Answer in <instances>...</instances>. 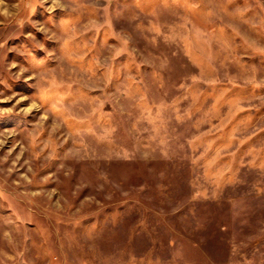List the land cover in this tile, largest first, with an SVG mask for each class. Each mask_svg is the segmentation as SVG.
I'll use <instances>...</instances> for the list:
<instances>
[{
  "label": "rangeland",
  "instance_id": "obj_1",
  "mask_svg": "<svg viewBox=\"0 0 264 264\" xmlns=\"http://www.w3.org/2000/svg\"><path fill=\"white\" fill-rule=\"evenodd\" d=\"M0 264H264V0H0Z\"/></svg>",
  "mask_w": 264,
  "mask_h": 264
}]
</instances>
